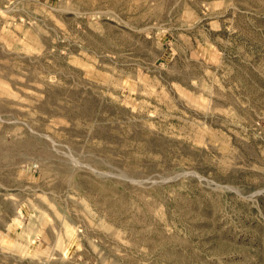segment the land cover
I'll use <instances>...</instances> for the list:
<instances>
[{
  "label": "rangeland",
  "instance_id": "1",
  "mask_svg": "<svg viewBox=\"0 0 264 264\" xmlns=\"http://www.w3.org/2000/svg\"><path fill=\"white\" fill-rule=\"evenodd\" d=\"M0 264H264V0H0Z\"/></svg>",
  "mask_w": 264,
  "mask_h": 264
},
{
  "label": "bare ground",
  "instance_id": "2",
  "mask_svg": "<svg viewBox=\"0 0 264 264\" xmlns=\"http://www.w3.org/2000/svg\"><path fill=\"white\" fill-rule=\"evenodd\" d=\"M114 1V0H113ZM114 3V2H113ZM200 142H201V140H200Z\"/></svg>",
  "mask_w": 264,
  "mask_h": 264
}]
</instances>
